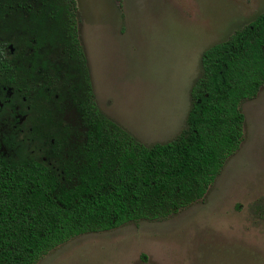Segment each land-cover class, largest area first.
Segmentation results:
<instances>
[{
  "label": "rangeland",
  "instance_id": "374dc122",
  "mask_svg": "<svg viewBox=\"0 0 264 264\" xmlns=\"http://www.w3.org/2000/svg\"><path fill=\"white\" fill-rule=\"evenodd\" d=\"M17 2L16 10L23 14L32 0ZM75 2L77 37L96 107L121 131L101 123L100 115L90 122L88 114L86 125L73 103L74 97L77 105L81 98L65 86L55 90L53 100L46 96L51 109L44 117L42 87L46 82L42 36L37 34L42 23H28V36L35 42L32 49L29 38L22 39L32 54V70L26 65L16 68L9 60L15 54L10 41L13 29L11 35L0 37V91L9 88L13 94L6 103L0 94L4 104L0 131L2 125L11 124L17 137L26 136L27 129L34 136L47 137V126L55 124L44 121L55 111L57 124L75 128L78 138L94 133L103 142L112 138L116 145L134 142L145 148L168 143L187 129L190 92L202 73L203 52L264 12V0ZM13 24L6 23L9 28ZM53 25L61 30L60 39L69 48V31L61 23ZM69 49L64 53L68 56L64 79L80 85L84 78L81 54ZM22 70L30 72L24 83L19 80ZM27 95L33 108L27 110L25 123L16 124L13 117L20 111L14 96ZM240 109L243 140L202 199L164 220H139L79 235L36 264H264V87L253 99L242 101Z\"/></svg>",
  "mask_w": 264,
  "mask_h": 264
},
{
  "label": "trees",
  "instance_id": "16d2710c",
  "mask_svg": "<svg viewBox=\"0 0 264 264\" xmlns=\"http://www.w3.org/2000/svg\"><path fill=\"white\" fill-rule=\"evenodd\" d=\"M16 3L6 0L2 5L0 0V37L13 29L11 56L22 68L29 57L23 59L20 53L30 52L22 39L29 38L31 49L35 46L28 23H42L44 117L50 108L47 97L53 100L55 90L65 86L81 98L77 105L74 97L73 103L86 125L88 114L90 122L100 115L101 123L121 131L96 107L77 37L75 0H32L23 14ZM6 23L16 24L9 28ZM53 23L69 31L71 49ZM68 49L81 54L84 86L64 79ZM201 68L190 92L187 129L165 144L116 145L112 138L103 142L94 133L78 138L75 128L57 124L55 111L44 121L55 124L47 126V137L34 136L29 129L17 137L11 124L2 125L0 264H36L79 235L139 220H164L202 199L243 140L242 101L253 99L264 87V12L205 50Z\"/></svg>",
  "mask_w": 264,
  "mask_h": 264
},
{
  "label": "flooded vegetation",
  "instance_id": "af4514ba",
  "mask_svg": "<svg viewBox=\"0 0 264 264\" xmlns=\"http://www.w3.org/2000/svg\"><path fill=\"white\" fill-rule=\"evenodd\" d=\"M37 34H38V38H39V36H41V27H39V26H38ZM24 39H26V38H24ZM9 53H11L10 52V49H9ZM22 57H23V59L29 57L28 63L25 61V63L23 62L22 66H25L26 65L27 68H29L30 70H32V66H31V62H30L31 61V57H32L31 52H29V53H27L25 55L23 54ZM5 58L6 59L8 58L6 54H5ZM9 60L11 62H13V65L16 68L19 66L20 61L17 58L9 57ZM28 74H30V72H27L25 70H24V72H23V70L20 71V73H19V80L22 81L23 83L24 82H27L28 81L27 80V75ZM38 74H39V70L36 72L35 75L37 76ZM2 90L0 91V94L3 95V97H4V103H6V101H8V99H11V97H13V94L11 92V89H9V88H3ZM24 90H25V88H24ZM36 96H37L36 103L39 105L41 103V100L38 97V94H36ZM14 99L16 100V102H18V104H17V110L20 111V114L19 115L14 114L13 121L16 124H23L27 120V115H26L27 114V110L28 111H31V107L30 106H27V104H26L27 103L26 97H22L21 96V97H18V98L16 97L15 98V96H14ZM18 99L20 101H18ZM3 107H4V104L2 102H0V112L3 110ZM7 119H8V117L5 118L4 120L6 121Z\"/></svg>",
  "mask_w": 264,
  "mask_h": 264
}]
</instances>
